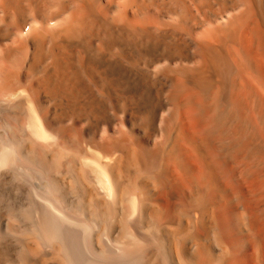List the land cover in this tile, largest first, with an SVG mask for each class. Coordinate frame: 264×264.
Wrapping results in <instances>:
<instances>
[{"label": "bare ground", "instance_id": "6f19581e", "mask_svg": "<svg viewBox=\"0 0 264 264\" xmlns=\"http://www.w3.org/2000/svg\"><path fill=\"white\" fill-rule=\"evenodd\" d=\"M0 170V264H264V0H0Z\"/></svg>", "mask_w": 264, "mask_h": 264}, {"label": "rangeland", "instance_id": "374dc122", "mask_svg": "<svg viewBox=\"0 0 264 264\" xmlns=\"http://www.w3.org/2000/svg\"><path fill=\"white\" fill-rule=\"evenodd\" d=\"M2 170V169H1ZM1 170H0V172H1ZM3 171V170H2ZM24 207V206H23ZM23 207H21L19 210L18 209H16V211H15V213H13V214H15V215H13L12 214V216L14 217V218H12V220H11V218L10 217H6L8 220H9V222L10 223H13V225L15 226V228L17 227V229H18V232L20 231L22 234H19V235H22V236H24V233H30V232H32V233H36L37 231H38V225H37V223L35 222V220H31V219H28V218H30L31 216H27V215H24V213H25V211H26V209H27V207L25 206L24 208ZM22 209V210H21ZM18 213V214H17ZM21 216H20V215ZM24 216H27L25 219L23 218ZM10 218V219H9ZM12 222H11V221ZM24 220H26V221H24ZM31 221V222H30ZM17 222H18V224H17ZM32 222L33 223H35L34 225L32 224ZM16 224V225H15ZM28 224V225H27ZM20 227V228H19ZM24 227V228H23ZM20 229V230H19ZM23 232H22V231ZM24 230H26V231H24ZM30 230V231H29ZM29 231V232H28ZM18 235V236H19ZM98 257H101V256H98ZM102 258V257H101Z\"/></svg>", "mask_w": 264, "mask_h": 264}]
</instances>
